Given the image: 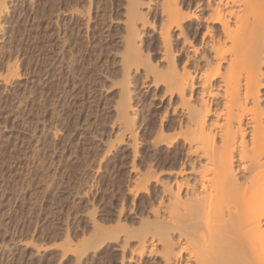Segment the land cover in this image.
<instances>
[{
	"label": "rangeland",
	"instance_id": "rangeland-1",
	"mask_svg": "<svg viewBox=\"0 0 264 264\" xmlns=\"http://www.w3.org/2000/svg\"><path fill=\"white\" fill-rule=\"evenodd\" d=\"M88 1L7 0L0 14V78L11 65L19 76L0 79V264H162L155 240L131 263L136 241L124 253L123 238L95 244L152 222L161 187L151 181L148 194L135 189L149 176L171 180L186 160L182 140L169 149L155 144L166 101L142 71L149 59L164 70L152 31L161 17L150 11V25L138 26L140 52L150 57L142 54L129 75L137 131L129 148L133 140L123 130L121 138L113 110L123 81L125 1L93 0L87 16ZM151 1L153 8L159 0ZM170 111V119L179 116Z\"/></svg>",
	"mask_w": 264,
	"mask_h": 264
},
{
	"label": "bare ground",
	"instance_id": "bare-ground-1",
	"mask_svg": "<svg viewBox=\"0 0 264 264\" xmlns=\"http://www.w3.org/2000/svg\"><path fill=\"white\" fill-rule=\"evenodd\" d=\"M6 1L0 0V14ZM124 1L123 81L113 109L120 124L117 132L121 138L128 132L133 141L126 146L135 147L129 75L131 70L138 73L145 56L138 26L150 25L147 15L154 11L161 19L152 31L165 66L157 70L145 56L149 60L141 68L145 79L161 85L166 101L155 144L171 147L182 140L186 160L171 180L149 176L141 189L133 190L148 194L151 181L161 187L156 195L160 201L155 196L158 206L150 208L152 222L139 231L121 227L125 230L96 239V246L123 238L119 247L124 253L129 241H136L129 263L147 250L150 239L161 245L162 264H264V0H159L153 8L151 0ZM88 2L83 10L87 16L93 0ZM71 10L75 14L79 9ZM204 48L207 52L201 55ZM17 69L11 65L0 79H19ZM168 111L179 116L170 119ZM174 245H181L176 252Z\"/></svg>",
	"mask_w": 264,
	"mask_h": 264
}]
</instances>
